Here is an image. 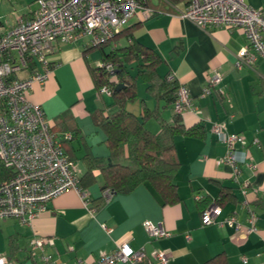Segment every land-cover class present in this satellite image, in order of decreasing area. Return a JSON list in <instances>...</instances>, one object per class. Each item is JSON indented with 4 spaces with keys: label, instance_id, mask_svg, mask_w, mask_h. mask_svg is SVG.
Masks as SVG:
<instances>
[{
    "label": "crops",
    "instance_id": "obj_1",
    "mask_svg": "<svg viewBox=\"0 0 264 264\" xmlns=\"http://www.w3.org/2000/svg\"><path fill=\"white\" fill-rule=\"evenodd\" d=\"M244 1L264 13V0ZM155 5L164 12L151 16L138 12L124 25L131 27V37L120 35L117 43L125 44L132 38L153 48L160 57L158 74L173 73L189 91L193 107L179 113L180 121L185 128L201 127V132H181L173 137L179 161L173 176L177 200L164 204L144 183L128 192H113L103 201L100 173L93 169L94 182L79 183L87 193L85 199L74 188H68L48 201L46 209L28 224L9 226L17 220L0 219L11 253L30 254L33 239L45 236L52 238V243L44 247L51 256L47 264H89L99 252L110 251L116 241L125 239L132 248L144 249L142 264H155L150 256L153 249L170 253L166 264H202L220 251L225 254L226 264H264V57H257L251 66L236 68L235 53L246 43L241 27L206 30L180 17L168 4ZM35 7L22 13L21 18L30 17ZM1 23L0 30L4 31L15 22ZM86 47V38L57 41L53 54L56 65L42 83L32 84L28 95L50 122L62 113L71 116L72 127L78 132L65 146L74 163L79 160L80 166H75L78 178L86 169L85 153H108L95 114L110 101V95L96 90L89 71V66H95L101 58V51L93 56L94 52H89L93 49L84 51ZM213 71L221 77L217 85L221 92L214 87L204 92ZM141 80L142 90L137 89L135 81L136 97L126 102V108L137 116L143 114V107L154 109L156 117L149 115L144 123L148 130L157 132L160 119L172 122L175 112L164 100H155ZM137 96L140 99L135 102ZM215 124H220L224 132L242 136V142L234 147L245 151L252 165L242 164L234 174L229 163L217 161L227 148L214 131ZM222 189L224 199L218 204ZM210 204L219 205L221 211L213 222L203 224L201 209ZM231 215L241 224L238 229L228 223ZM145 219L160 222L169 234L149 238L142 224ZM102 223L110 230H104ZM250 226L254 229H247ZM78 258L81 263L76 262Z\"/></svg>",
    "mask_w": 264,
    "mask_h": 264
},
{
    "label": "built area",
    "instance_id": "obj_2",
    "mask_svg": "<svg viewBox=\"0 0 264 264\" xmlns=\"http://www.w3.org/2000/svg\"><path fill=\"white\" fill-rule=\"evenodd\" d=\"M170 5L180 17L209 30L216 26L241 27L246 43L235 53L234 66H251L257 57H264V13L244 0H35L36 7L28 18L18 17L7 30H0V162L11 168L14 174L0 182V219L12 218L28 224L46 204L60 192L74 188L85 199L87 193L79 187L74 160L64 151L60 140L50 129L49 120L41 106L32 102L28 95L34 82L42 83L56 65L54 59L57 41H77L86 38L90 45L109 41L135 14L144 16L164 12L155 4ZM2 23L0 22V29ZM98 65L113 73L111 62ZM168 73L167 78H174ZM221 77L213 71L204 92L218 87ZM99 93L110 94L107 86ZM186 86L178 84L173 111L177 114L192 108ZM214 131L226 144V152L217 160L229 163L237 174L242 164L248 162L246 152L234 147L242 142L239 133L224 132L220 124ZM65 132L63 138H70ZM243 186L246 184L243 182ZM109 187L102 190L103 201L113 194ZM221 211L219 205L210 204L201 211V222L214 221ZM228 223L240 227L233 215ZM149 238L169 234L160 222L143 221ZM102 228H110L101 224ZM247 229H254L250 226ZM52 243L50 237H35L33 248L39 251L38 264H47L50 254L44 247ZM34 250H31L33 254ZM170 253L164 249L150 252L155 264H166ZM146 258L144 249L132 248L125 239L115 242L110 251L99 252L89 264H141ZM245 262V257L242 256ZM77 263L82 260L78 258ZM0 264H13L11 258L0 254Z\"/></svg>",
    "mask_w": 264,
    "mask_h": 264
},
{
    "label": "trees",
    "instance_id": "obj_3",
    "mask_svg": "<svg viewBox=\"0 0 264 264\" xmlns=\"http://www.w3.org/2000/svg\"><path fill=\"white\" fill-rule=\"evenodd\" d=\"M158 8L164 11V8ZM123 34L131 37V27L123 26L103 44L87 43L89 47L84 50L97 47L101 51V58L95 66H89V71L96 90L105 85L111 92L110 101L95 114L96 124L104 132L108 153L105 156L85 153L83 159L86 162V169L78 181L81 185L93 183L95 178L92 171L97 169L101 177V191L109 187L114 192H128L139 184L148 183L164 204L174 203L178 197L173 176L179 167V161L174 151L173 137L181 132L199 133L201 127L185 128L179 114L175 113L172 122L160 119L159 130L151 132L146 128L144 119L154 115V109L143 107V114L137 116L126 108V102L136 97L137 76L146 82V89L155 100H164L172 109L179 83L175 77L167 78L168 73L164 76L158 74L156 67L160 57L153 48L132 38H129L127 43L118 45L117 38ZM106 45H109L108 51H105ZM100 61L111 62L113 73L110 74L99 66ZM117 83H121L122 86L115 89ZM72 124L73 120L68 113H62L56 120L49 121L50 129L71 159L73 158L65 146L69 138H63V134L65 132H69L71 136L77 134L78 128L72 127ZM13 174L11 168L0 162V182ZM224 193L225 190L222 189L218 204H222ZM33 264L38 263L34 261ZM202 264H226L225 254L222 251L215 253Z\"/></svg>",
    "mask_w": 264,
    "mask_h": 264
},
{
    "label": "rangeland",
    "instance_id": "obj_4",
    "mask_svg": "<svg viewBox=\"0 0 264 264\" xmlns=\"http://www.w3.org/2000/svg\"><path fill=\"white\" fill-rule=\"evenodd\" d=\"M153 1V0H152ZM36 3L33 0H0V22H3L5 25H10L16 22L18 17H21V14L27 12L29 8L35 7ZM109 48L108 46H106ZM90 54L94 52L93 56L99 55L100 51L95 47L93 50L89 51ZM90 56V55H89ZM92 56V55H91ZM92 56V57H93ZM143 82L140 77L136 80V86L139 90L143 85ZM142 90V89H141ZM139 90V91H141ZM140 93V92H139ZM107 99V97L105 98ZM140 97L137 96L135 102H138ZM75 166H80L79 160H75ZM8 219V218H5ZM11 219V218H9ZM18 221H13L9 226L19 225ZM0 223V254H7L11 256V261L13 264H33L32 260H39V251L37 248H32L34 250L33 254H26L23 251H18L17 253H11L10 247L7 246V237L3 235L1 230ZM22 225V224H21ZM31 249V250H32Z\"/></svg>",
    "mask_w": 264,
    "mask_h": 264
},
{
    "label": "water",
    "instance_id": "obj_5",
    "mask_svg": "<svg viewBox=\"0 0 264 264\" xmlns=\"http://www.w3.org/2000/svg\"><path fill=\"white\" fill-rule=\"evenodd\" d=\"M121 86H122L121 83H117V84L115 85V89H118V88H120Z\"/></svg>",
    "mask_w": 264,
    "mask_h": 264
}]
</instances>
